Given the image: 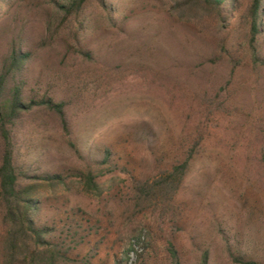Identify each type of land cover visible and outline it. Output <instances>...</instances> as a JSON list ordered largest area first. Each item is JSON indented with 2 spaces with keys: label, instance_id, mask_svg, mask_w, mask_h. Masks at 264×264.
<instances>
[{
  "label": "rangeland",
  "instance_id": "374dc122",
  "mask_svg": "<svg viewBox=\"0 0 264 264\" xmlns=\"http://www.w3.org/2000/svg\"><path fill=\"white\" fill-rule=\"evenodd\" d=\"M66 1L0 2V71L19 49L26 100L65 103L68 134L42 106L11 131L28 176L60 174L67 184L40 183V222L60 230L81 218L86 237L72 255L97 245L90 264H125L143 231L162 250L175 239L182 264H198L204 250L208 264H233L225 243L264 264V31L262 64L253 65L247 0L224 23L185 0H90L64 18L57 6ZM189 151L176 225L159 209L137 213L133 180L153 179ZM86 170L101 174L100 198L82 192L75 172Z\"/></svg>",
  "mask_w": 264,
  "mask_h": 264
},
{
  "label": "trees",
  "instance_id": "16d2710c",
  "mask_svg": "<svg viewBox=\"0 0 264 264\" xmlns=\"http://www.w3.org/2000/svg\"><path fill=\"white\" fill-rule=\"evenodd\" d=\"M89 1L67 0L57 7L64 18L77 17ZM237 3L238 0H185L187 5L199 6L213 13L219 23L233 17ZM243 18L246 24L247 57L253 65L262 64L258 42L264 31V0H247ZM27 60L26 53L13 48L0 71V264H90L96 255L97 245L83 255H72L86 237L81 236L85 231L81 218L77 219L75 214L68 217L60 230L55 225L47 226L40 222V183H46L48 187H67L65 178L60 174L28 176L16 162L11 131L21 113L34 106L45 107L57 116L62 129L68 134L64 102H54L45 97L38 101L26 100L22 75ZM201 140V135L197 136L194 147ZM69 145L74 147L72 143ZM193 157L192 151H189L184 160L160 171L153 179H134L130 200L133 209H137V213L159 209L161 216L169 213L175 226L174 198ZM103 163H106V159ZM99 176L101 174H94L90 170L75 172L82 192L95 198L102 195V187L97 182ZM164 242L162 250L158 239L152 237L149 231L141 232L124 252L125 264L131 251L135 253V259L130 264H182V249L175 239H166ZM224 249L233 264H260L241 256L228 243H225ZM209 257L208 250L202 251L198 264H208ZM122 262L115 261L114 264Z\"/></svg>",
  "mask_w": 264,
  "mask_h": 264
},
{
  "label": "built area",
  "instance_id": "2783aa9c",
  "mask_svg": "<svg viewBox=\"0 0 264 264\" xmlns=\"http://www.w3.org/2000/svg\"><path fill=\"white\" fill-rule=\"evenodd\" d=\"M135 250H136V247L134 248ZM129 259H128V262H129V264L132 262V261H134V259H135V253L133 252V251H131L130 253H129Z\"/></svg>",
  "mask_w": 264,
  "mask_h": 264
}]
</instances>
